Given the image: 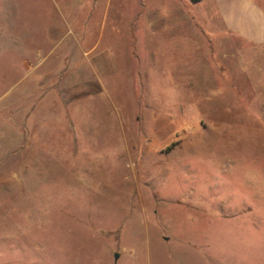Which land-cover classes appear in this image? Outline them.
<instances>
[{"label":"rangeland","instance_id":"1","mask_svg":"<svg viewBox=\"0 0 264 264\" xmlns=\"http://www.w3.org/2000/svg\"><path fill=\"white\" fill-rule=\"evenodd\" d=\"M205 7L0 0L1 264H264V46Z\"/></svg>","mask_w":264,"mask_h":264},{"label":"crops","instance_id":"2","mask_svg":"<svg viewBox=\"0 0 264 264\" xmlns=\"http://www.w3.org/2000/svg\"><path fill=\"white\" fill-rule=\"evenodd\" d=\"M201 2L207 3L205 13L217 18L225 34L244 43L264 46V9L259 0H201L198 3ZM15 262L7 260L5 264Z\"/></svg>","mask_w":264,"mask_h":264},{"label":"trees","instance_id":"3","mask_svg":"<svg viewBox=\"0 0 264 264\" xmlns=\"http://www.w3.org/2000/svg\"><path fill=\"white\" fill-rule=\"evenodd\" d=\"M192 3H198V2H200L201 0H190Z\"/></svg>","mask_w":264,"mask_h":264}]
</instances>
